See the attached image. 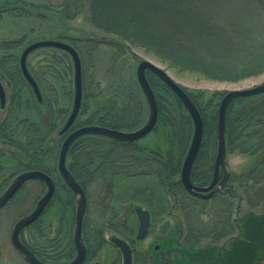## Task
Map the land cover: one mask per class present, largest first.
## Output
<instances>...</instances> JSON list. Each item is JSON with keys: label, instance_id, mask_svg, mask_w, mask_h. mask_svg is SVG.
Returning a JSON list of instances; mask_svg holds the SVG:
<instances>
[{"label": "rangeland", "instance_id": "374dc122", "mask_svg": "<svg viewBox=\"0 0 264 264\" xmlns=\"http://www.w3.org/2000/svg\"><path fill=\"white\" fill-rule=\"evenodd\" d=\"M101 1L103 6L100 3L101 7L97 6L95 11L101 9L102 13L109 17L118 18L122 9L127 10L123 5V8L119 7L120 0ZM91 2L92 0H0V62L10 55L19 58L26 46L37 41L57 40L73 46L81 58L83 86V103L75 127H82L84 122L93 118L94 122L89 126H100L98 125L100 120H110L120 125V129L115 130L124 132L140 129L149 117V106L137 80L138 65L145 60L159 65L190 97L195 98L198 107L203 111L208 130L213 124L212 120L216 118V127L212 128L216 144L213 147L203 136L198 154L200 158L197 161L199 168L197 175L200 176L207 170L210 173L209 178L200 176L203 181L195 183L203 187L208 186L213 179L217 153L220 101L231 90L263 84L264 72L238 82L210 81L199 79L193 74L180 73L146 49L137 47L121 36L107 32L94 24L91 19L94 12ZM66 8L68 12H65ZM13 10L15 12L12 15L9 12ZM28 64L31 73L35 72L47 89L44 92L47 108L39 109L32 91L25 85L21 91L19 115L30 122L39 123L43 135H48L47 144L54 146L58 143L61 148L68 134L60 137L58 132L68 119L74 101V63L62 50L43 48L29 56ZM146 76L149 83L153 84L154 88L151 87L157 100L163 105L160 113L164 121L158 127L157 122L153 131L137 143L139 148L146 151L136 153V157L142 160L156 157L162 162L168 158L175 162L181 160L182 168L193 137V122L188 124L183 121V115L185 114L186 119L189 114L170 87L149 70L146 71ZM3 82L7 101L4 108L0 107V124L7 117L8 107L14 98L11 83ZM176 98L181 102L184 111L178 106ZM263 99L264 94L248 97L240 106L235 107L246 110ZM53 118L56 128L51 132ZM169 118L172 119V124L169 123ZM124 125L134 126L132 130H127ZM0 147L5 150L0 152L1 196L17 175L29 170L22 167L27 161L23 153L12 146L4 147L1 142ZM157 153L158 156L148 155ZM117 156L124 157L120 154ZM263 158L264 151L256 155H249L236 149L227 151V170L231 173L227 187L233 196L232 215L225 211L227 210L225 199H229V194H222L224 199L217 195L204 200L185 194L173 198L169 194H164V189L155 176L127 177L119 174L105 187L89 186L83 241L89 248L93 244L97 228L107 225L102 234L106 242L84 264L123 263L118 248L110 242L112 237H120L121 234L110 227L120 229L124 234H127L130 228V231L133 230L134 238L139 226L134 212L135 206L151 212L152 225L146 239L135 240L132 244L135 250L134 264H149L148 252H151L155 244L166 241L172 242L173 246L187 244L186 248L199 246L206 250L214 249L216 252L221 247L232 257L231 264H264V252L252 256L247 244L253 238L256 240L255 246L262 243V250L264 249V180L261 179L259 184L252 188L231 180L248 172ZM137 189L146 191L137 193ZM45 192L46 187L42 181L30 180L0 210V264H29L13 247L11 233L16 222L35 209ZM185 192L188 193L186 190ZM134 196L136 200L133 199ZM102 199H105L106 208L101 206ZM75 216L76 199L67 188L60 185L37 223L35 222L32 228L29 229L28 226L22 231L21 240L26 246L38 252L40 260L48 264H67L76 256ZM228 221L233 224L229 230L231 234L221 238L220 236L227 231L225 224ZM106 222L108 223L105 224ZM245 223L252 228L250 232L245 230ZM193 231L194 236L190 238L189 234ZM202 235L204 237L201 238ZM176 256L171 254L165 263L177 264Z\"/></svg>", "mask_w": 264, "mask_h": 264}, {"label": "trees", "instance_id": "16d2710c", "mask_svg": "<svg viewBox=\"0 0 264 264\" xmlns=\"http://www.w3.org/2000/svg\"><path fill=\"white\" fill-rule=\"evenodd\" d=\"M100 3L103 2L101 0L91 2L94 9L91 19L94 24L107 32L121 36L137 47L146 49L180 73L193 74L199 79L210 81L238 82L264 72V0H120L119 7L123 5L127 10L123 11L120 8L118 18L103 14L101 9V14L100 11H95ZM14 12L13 10L9 13ZM65 12H68L67 8ZM0 74L11 83L14 90V98L8 107L7 117L0 124V142L15 147L25 155L27 161L22 164L24 170H39L56 176L59 144L49 146L48 135H43L41 125L19 115L21 91L26 85L21 77L19 58L14 55L4 58L0 62ZM32 74L42 92H46L42 80L37 78L35 72ZM151 86L153 87V84ZM191 99L198 107L195 98ZM246 99L235 100L229 106L227 151L236 149L249 155H256L264 151V99L246 110L236 109L235 105L240 106ZM176 101L183 110L181 102L177 98ZM157 102L158 127L164 121V117L161 119L160 113L163 105L158 100ZM43 109H46L44 105ZM198 109L203 120L204 137L214 147L216 141L212 128L216 127V118L214 117L213 124L208 130L203 111L199 107ZM184 116L185 114L183 121L188 124L192 122L189 115L186 119ZM54 121L53 118L51 132L56 128ZM93 122L92 118L82 125L89 126ZM169 123L172 124L171 118ZM98 125L120 129V125L110 120H100ZM133 126L124 125L127 130H132ZM144 151L146 150L139 148L137 143H116L89 136L74 144L69 152L67 164L73 176L86 191L91 185L105 187L109 180L112 181L115 176L122 174L127 177L155 176L164 192L171 197L187 195L180 182L181 160L175 162L168 158L162 162L156 157L143 160L136 157V153H145ZM119 154L124 157H118ZM148 155L158 156V153ZM180 155L182 157L183 153ZM199 158L198 155L192 169L193 182L203 181L200 176L209 178V170L200 176L196 174L199 169L197 162ZM261 179L264 180V158L248 172L231 180L252 188L259 184ZM219 197L225 198L221 195ZM231 197L233 196L229 194V199H225L227 203L225 211L229 215H232L233 210ZM101 206L104 207V202ZM232 225L231 221L226 222L227 231L220 236L221 238L231 234L229 230ZM246 225L247 223L245 230L250 232L252 228ZM105 226L97 228L93 244L88 248V259L106 242L102 236ZM110 228L125 237H130L113 226ZM189 236L193 237L194 231ZM255 243L256 240L253 238L247 243L252 256L264 252L262 243L260 246H255ZM28 248L38 257L36 250L29 246Z\"/></svg>", "mask_w": 264, "mask_h": 264}, {"label": "water", "instance_id": "95a60500", "mask_svg": "<svg viewBox=\"0 0 264 264\" xmlns=\"http://www.w3.org/2000/svg\"><path fill=\"white\" fill-rule=\"evenodd\" d=\"M43 48H56L66 52L74 63V101L72 110L69 114L65 124L59 130V135H64L76 122L83 103V86H82V63L77 50L64 42L57 40H42L29 44L26 46L19 57L20 71L23 74L26 82L29 84L38 103L43 108V98L37 82L32 77L27 67L28 57L35 51ZM149 70L157 75L180 99L193 122V137L187 155L183 161L180 172V180L184 189L192 196L204 200L211 199L217 193H229V189L223 190L227 184L230 173L227 170V112L229 106L233 101L241 98H248L264 94V83L252 88L235 89L227 92L220 101L218 109V128H217V153L214 164V174L211 183L208 186L196 185L191 178L192 169L196 158L200 152L203 136L204 125L199 109L192 101L189 94L177 84L171 76L161 68L159 65L145 60L142 61L137 68V80L146 97L149 106V117L146 124L136 131L124 132L120 130L110 129L101 126H83L72 131L63 141L59 157H58V171L63 182L72 191L76 199V217L74 230V245L76 249V256L67 264H84L87 258V248L83 241V223L87 210V198L84 190L76 179L72 176L67 168L66 161L70 148L81 137L97 136L110 139L116 142H137L148 136L155 128L158 117V102L155 93L147 79L146 71ZM6 103V92L0 82V106L3 108ZM222 174V178L220 180ZM30 180H40L45 184L46 192L36 204L35 209L28 215L19 219L11 233V242L15 250H17L29 264H48L40 260L21 240L22 231L28 226L37 222L45 212L48 204L52 200L55 193V184L53 179L45 172L39 170L24 171L17 175L11 182L9 187L0 196V210L3 209L19 192V190ZM139 219L137 240H143L149 230L150 215L148 211L140 207L135 209ZM111 242L120 250L123 255V264H132V250L129 244L120 238L114 237ZM98 264V263H96Z\"/></svg>", "mask_w": 264, "mask_h": 264}, {"label": "flooded vegetation", "instance_id": "af4514ba", "mask_svg": "<svg viewBox=\"0 0 264 264\" xmlns=\"http://www.w3.org/2000/svg\"><path fill=\"white\" fill-rule=\"evenodd\" d=\"M28 59H29V57H28ZM19 67H20V61H19ZM27 67H28V70H29V72L31 73V70H30V68H29V64H28V60H27ZM21 70V69H20ZM21 72V71H20ZM31 75H32V77L34 78V80L37 82V80L35 79V77L33 76V74L31 73ZM21 77H22V79L24 80V82H25V84L30 88V86H29V84L26 82V80H25V78L23 77V74L21 73ZM3 81H6L7 83H8V81H7V79L4 77V76H2L1 74H0V82H1V84H2V86L4 87V90H5V92H6V89H5V85H4V82ZM37 84H38V86H39V88H40V91H41V94H42V98H43V104H44V106L46 107V100H45V96H44V93L42 92V89H41V87H40V85H39V83L37 82ZM30 90L32 91V89L30 88ZM32 94H33V92H32ZM34 95V94H33ZM35 97V96H34ZM6 101H7V94H6ZM35 101H36V103H37V105H38V107H39V109L40 110H45V109H43L42 108V106L38 103V101H37V99H36V97H35ZM6 104V103H5ZM1 107V106H0ZM5 107V106H4ZM3 107V108H4ZM47 108V107H46ZM82 108V107H81ZM81 112V111H80ZM5 120V119H4ZM3 120V121H4ZM2 121V122H3ZM76 123V122H75ZM75 123H74V125L72 126V128L70 129V131H68L67 132V134L69 135L72 131H74V130H76V129H78V128H80V127H78V128H76L75 127ZM83 127V126H82ZM67 135V136H68ZM60 137H62L63 135H59ZM67 136H65V138L67 137ZM85 137H88V136H84V137H81L80 139H83V138H85ZM102 138V137H101ZM80 139H78L77 141H79ZM143 139H141V140H139V141H137V142H127V143H138V142H140V141H142ZM76 141V142H77ZM112 141V140H111ZM75 142V143H76ZM113 142H116V141H113ZM74 143V144H75ZM116 143H122V142H116ZM126 143V142H125ZM4 147L6 146V145H4L3 143H1ZM74 144L72 145V147L74 146ZM71 147V148H72ZM71 148H70V150H71ZM70 150H69V152H70ZM3 151H5L2 147H0V152L2 153ZM60 152V151H59ZM68 156H69V153H68ZM68 156H67V160H68ZM58 157H59V154H58ZM58 165V164H57ZM66 165H67V168H68V164H67V161H66ZM68 170L70 171V169L68 168ZM70 173L72 174V172L70 171ZM230 173V172H229ZM213 174H214V169H213V173H212V176H213ZM49 175V174H48ZM230 175V177H229V180H228V182H227V184L229 183V181H230V178H231V173L229 174ZM50 176V175H49ZM72 176H73V174H72ZM52 179H53V182H54V184H55V192H56V188H58V186H60V185H63L64 186V188H67L69 191H70V193L71 194H73L72 193V191L68 188V186L63 182V180H62V178L60 177V175H59V171H58V167H57V175H56V179H54L53 178V176H50ZM74 177V176H73ZM131 177H133V176H131ZM149 177V176H148ZM75 178V177H74ZM221 178H222V174H221V177H220V180H221ZM76 179V178H75ZM77 181V180H76ZM193 181V180H192ZM78 182V181H77ZM111 181L109 180L108 181V184L110 183ZM180 182H181V180H180ZM79 183V182H78ZM195 183V182H194ZM80 184V183H79ZM196 185H198L197 183H195ZM227 184L225 185V187L223 188V190H225L226 188H228L227 187ZM80 186H81V184H80ZM199 186H201V185H199ZM82 187V186H81ZM184 188V187H183ZM82 189L84 190V188L82 187ZM112 189H114V187L112 188ZM229 189V188H228ZM136 191H138L137 193H139V192H141V193H145V189H137ZM84 192H85V194H86V198H87V204H88V197H87V191L86 190H84ZM164 194H166V193H164ZM225 194H231V190L229 189V193H225ZM54 195H55V193H54ZM187 195L188 196H190V197H192V198H195V197H193L192 195H190L189 193H187ZM217 195H222V193H217L216 195H214V196H217ZM213 196V197H214ZM54 197V196H53ZM134 200H136V196H134V198H133ZM243 199V198H242ZM52 201V200H51ZM105 201V199H102V202H104ZM101 202V203H102ZM137 207H140V206H135V208H134V212H135V214H136V211H135V209L137 208ZM140 208H142V207H140ZM143 210H145V211H148L149 212V215H150V226H149V230H148V234H147V236L149 235V233H150V231H151V225H152V221H151V219H152V216H151V212L149 211V210H147V209H144V208H142ZM136 216H137V214H136ZM76 217V216H75ZM137 218H138V216H137ZM138 221H139V219H138ZM31 226V225H30ZM139 227V226H138ZM120 230V229H119ZM121 231V230H120ZM122 232V231H121ZM128 235H130V237H125L124 235H122L121 234V236L119 237V236H115V237H117V238H120V239H123V240H125L128 244H129V246H130V248H131V250H132V264H134V255H135V250L132 248V244L134 243V241L135 240H137L136 239V236H137V234H138V230H137V233H136V235H135V237L133 238V236H132V234H133V230H131L130 231V228H128V233H127ZM147 236L144 238V239H146L147 238ZM112 238H114V237H112ZM111 238V239H112ZM143 239V240H144ZM106 241V240H105ZM111 242V241H110ZM169 241H166V242H159V244H155L152 248H151V252H148V258H149V264H166L165 263V260H166V258L168 259L169 258V256L171 255V254H176L177 256H176V260L178 261L177 262V264H231L230 262H231V260H230V255H229V252L227 253V251H225L224 249H222L221 247H220V250L218 251V252H216V250H206L205 248H201V247H192V248H186V246H187V244H185L184 246L182 245H179V244H176L175 246H173L174 244L172 243V242H169ZM84 243H85V241H84ZM112 243V242H111ZM166 243V244H165ZM168 243V244H167ZM112 244H114V243H112ZM168 245H170V246H168ZM85 246H86V248H87V245H86V243H85ZM170 247V248H169ZM188 247V246H187ZM119 250V249H118ZM119 252H120V250H119ZM262 253V252H261ZM120 254L122 255V253L120 252ZM88 248H87V258H86V261H85V263L86 262H88ZM122 260H123V255H122ZM175 261V260H174ZM242 261H244V260H242ZM176 262V261H175ZM96 264V263H95ZM123 264V263H122Z\"/></svg>", "mask_w": 264, "mask_h": 264}]
</instances>
